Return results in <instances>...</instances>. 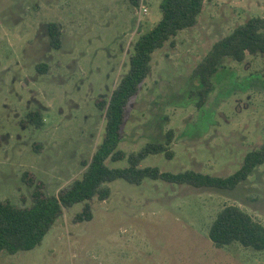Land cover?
<instances>
[{
    "label": "rangeland",
    "instance_id": "rangeland-1",
    "mask_svg": "<svg viewBox=\"0 0 264 264\" xmlns=\"http://www.w3.org/2000/svg\"><path fill=\"white\" fill-rule=\"evenodd\" d=\"M160 2L0 0V200L29 207V178L50 196L82 177L104 137L106 110L97 102L108 101L128 71L132 45L160 19ZM263 14L264 0H207L197 24L154 53L151 73L127 105L119 148L139 150L174 129V158L152 154L142 167L220 176L238 170L248 152L264 145V53L226 58L236 73L218 83L204 108L187 96L196 86L192 72L212 45ZM49 22L61 27L60 49L50 44ZM34 111L43 125L28 119ZM109 185V198L89 200L91 220L76 219L84 202L64 207L41 244L1 252L0 264H264V250L238 242L219 248L209 237L218 212L230 204L264 224V163L233 189L150 178Z\"/></svg>",
    "mask_w": 264,
    "mask_h": 264
},
{
    "label": "trees",
    "instance_id": "trees-1",
    "mask_svg": "<svg viewBox=\"0 0 264 264\" xmlns=\"http://www.w3.org/2000/svg\"><path fill=\"white\" fill-rule=\"evenodd\" d=\"M206 1L161 0L160 19L147 32L139 35L132 45L128 71L112 91L109 100L97 102L100 108L106 110L105 132L84 174L58 195L50 196L45 195L41 183L36 184L29 178L33 187V203L29 207H19L10 201L0 200V253L15 254L19 251L31 250L41 244L45 235L62 216L64 207L84 202V208L76 215V219L91 220L93 210L89 200L94 197L101 200L109 198L112 193L109 183L116 179L141 184L144 179L150 178L195 187L233 189L264 163L263 145L248 152L240 168L228 176L193 169L172 172L163 171L159 166L142 167L141 162L152 154L163 153L169 159L174 158V129L161 131L162 136L148 141L139 150L127 152L119 148L124 139L123 126L126 121L127 105L151 73L154 53L163 48L168 41L173 42L180 31L197 24ZM130 2L134 6H140L142 0H130ZM47 31L51 46L60 49L62 30L59 24L49 22ZM259 52L264 53V14L251 17L212 45L192 72L191 77L196 81V86L187 96L188 102L195 103L199 109L204 108L218 83L228 79L231 73H236L235 70L226 67L224 60L231 58L243 61L248 54ZM41 66L45 64L39 65L38 68L40 69ZM259 86L262 85H256ZM251 87H253L252 83L248 86L233 84L220 96L226 97L235 90H246ZM27 117L33 124L43 125L44 120L38 112H29ZM213 120L214 118L207 120L206 127L201 133L207 130ZM161 121H159L160 127L163 123ZM125 159L128 162L126 167L109 165V162ZM209 237L219 248L238 242L245 247L264 250V224L236 204L226 205L218 212L211 224Z\"/></svg>",
    "mask_w": 264,
    "mask_h": 264
}]
</instances>
